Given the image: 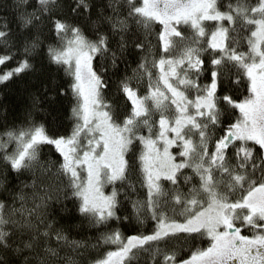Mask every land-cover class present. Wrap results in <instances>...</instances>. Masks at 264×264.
Listing matches in <instances>:
<instances>
[{"label": "snow or ice", "instance_id": "obj_1", "mask_svg": "<svg viewBox=\"0 0 264 264\" xmlns=\"http://www.w3.org/2000/svg\"><path fill=\"white\" fill-rule=\"evenodd\" d=\"M9 87L0 264H264V0H0Z\"/></svg>", "mask_w": 264, "mask_h": 264}, {"label": "trees", "instance_id": "obj_2", "mask_svg": "<svg viewBox=\"0 0 264 264\" xmlns=\"http://www.w3.org/2000/svg\"><path fill=\"white\" fill-rule=\"evenodd\" d=\"M5 101L12 106H16L18 103L16 94L12 87H9L7 90L0 88V102ZM97 251H99V249Z\"/></svg>", "mask_w": 264, "mask_h": 264}]
</instances>
